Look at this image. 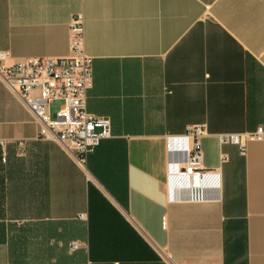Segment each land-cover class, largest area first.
Instances as JSON below:
<instances>
[{
  "label": "crops",
  "instance_id": "1",
  "mask_svg": "<svg viewBox=\"0 0 264 264\" xmlns=\"http://www.w3.org/2000/svg\"><path fill=\"white\" fill-rule=\"evenodd\" d=\"M75 15L111 138L80 165L0 81V264H264V142H219L264 129V0H0L1 65L69 57ZM195 126L191 202L166 165Z\"/></svg>",
  "mask_w": 264,
  "mask_h": 264
},
{
  "label": "built area",
  "instance_id": "2",
  "mask_svg": "<svg viewBox=\"0 0 264 264\" xmlns=\"http://www.w3.org/2000/svg\"><path fill=\"white\" fill-rule=\"evenodd\" d=\"M83 24L79 16L72 17L69 24L70 56L66 58L26 59L11 66L1 62L6 54L0 53V81L10 90L36 120L38 138L58 144L80 165L94 152L101 141L111 138V123L106 117H97L86 110V92L92 83V59L83 52ZM54 101L62 105L55 119L49 117V107ZM204 128L191 127L185 135L169 139L178 142L167 147L166 165L169 181L168 193H183L185 201H201L203 190L211 181L216 188V175L205 172L201 166L200 138ZM221 145H234L242 155L250 142H264V129L243 134L219 135ZM180 156L183 161L173 160ZM172 198V197H171ZM79 247L73 243L72 250Z\"/></svg>",
  "mask_w": 264,
  "mask_h": 264
},
{
  "label": "rangeland",
  "instance_id": "3",
  "mask_svg": "<svg viewBox=\"0 0 264 264\" xmlns=\"http://www.w3.org/2000/svg\"><path fill=\"white\" fill-rule=\"evenodd\" d=\"M62 105L61 101H54L49 107V117L51 120L55 119L56 113Z\"/></svg>",
  "mask_w": 264,
  "mask_h": 264
},
{
  "label": "bare ground",
  "instance_id": "4",
  "mask_svg": "<svg viewBox=\"0 0 264 264\" xmlns=\"http://www.w3.org/2000/svg\"><path fill=\"white\" fill-rule=\"evenodd\" d=\"M216 188H218V186L216 185Z\"/></svg>",
  "mask_w": 264,
  "mask_h": 264
}]
</instances>
